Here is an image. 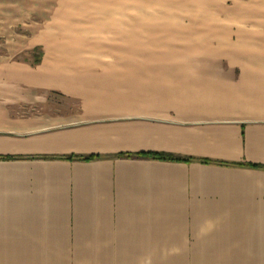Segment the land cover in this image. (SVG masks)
Masks as SVG:
<instances>
[{"label": "crops", "instance_id": "crops-1", "mask_svg": "<svg viewBox=\"0 0 264 264\" xmlns=\"http://www.w3.org/2000/svg\"><path fill=\"white\" fill-rule=\"evenodd\" d=\"M195 4L0 57V264H264V0Z\"/></svg>", "mask_w": 264, "mask_h": 264}, {"label": "rangeland", "instance_id": "rangeland-1", "mask_svg": "<svg viewBox=\"0 0 264 264\" xmlns=\"http://www.w3.org/2000/svg\"><path fill=\"white\" fill-rule=\"evenodd\" d=\"M8 2L0 0V57L14 55L20 44L25 54L33 51L34 61L43 54L39 41L46 27L54 36L57 27H188L194 20L191 10L200 0H81L79 7L66 8L59 17L29 8L18 13ZM31 42L38 47L31 50ZM8 66L0 61V71Z\"/></svg>", "mask_w": 264, "mask_h": 264}, {"label": "trees", "instance_id": "trees-1", "mask_svg": "<svg viewBox=\"0 0 264 264\" xmlns=\"http://www.w3.org/2000/svg\"><path fill=\"white\" fill-rule=\"evenodd\" d=\"M145 157H148V158H153L155 160H160V161H168V162H192L191 159H181V158H177V157H173V156H166V155H149V156H145ZM4 159H9V158H4ZM69 160H78V161H83V162H90L92 160H95L96 157H75V158H67ZM204 164H214L212 163L211 161H207V160H203L202 161ZM218 164H221L222 163H218Z\"/></svg>", "mask_w": 264, "mask_h": 264}]
</instances>
